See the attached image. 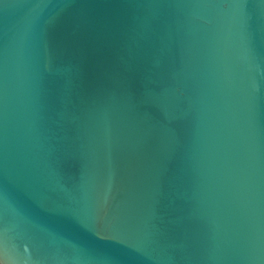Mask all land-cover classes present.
I'll list each match as a JSON object with an SVG mask.
<instances>
[{"label":"water","instance_id":"water-1","mask_svg":"<svg viewBox=\"0 0 264 264\" xmlns=\"http://www.w3.org/2000/svg\"><path fill=\"white\" fill-rule=\"evenodd\" d=\"M0 264H264V0H0Z\"/></svg>","mask_w":264,"mask_h":264}]
</instances>
